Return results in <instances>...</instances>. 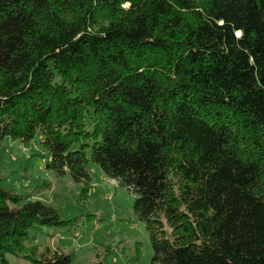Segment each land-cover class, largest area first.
<instances>
[{
  "label": "trees",
  "instance_id": "16d2710c",
  "mask_svg": "<svg viewBox=\"0 0 264 264\" xmlns=\"http://www.w3.org/2000/svg\"><path fill=\"white\" fill-rule=\"evenodd\" d=\"M37 137L134 195L153 264H264V0H0V146ZM2 181L0 264H72L28 254L60 215Z\"/></svg>",
  "mask_w": 264,
  "mask_h": 264
},
{
  "label": "rangeland",
  "instance_id": "374dc122",
  "mask_svg": "<svg viewBox=\"0 0 264 264\" xmlns=\"http://www.w3.org/2000/svg\"><path fill=\"white\" fill-rule=\"evenodd\" d=\"M50 156L40 137L31 143L6 138L0 146L3 188L54 208L62 224L32 229L27 252L47 249L72 255V264H153L154 251L145 224L134 211V195L101 168L89 164L92 182L76 183L46 169ZM8 255L9 264H29Z\"/></svg>",
  "mask_w": 264,
  "mask_h": 264
}]
</instances>
